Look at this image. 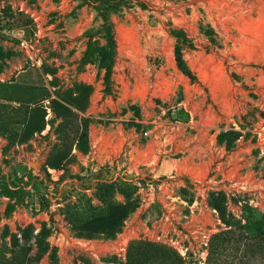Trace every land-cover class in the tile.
<instances>
[{
    "label": "rangeland",
    "instance_id": "374dc122",
    "mask_svg": "<svg viewBox=\"0 0 264 264\" xmlns=\"http://www.w3.org/2000/svg\"><path fill=\"white\" fill-rule=\"evenodd\" d=\"M129 3L107 91L91 0H0V264H219L264 230V0Z\"/></svg>",
    "mask_w": 264,
    "mask_h": 264
},
{
    "label": "trees",
    "instance_id": "16d2710c",
    "mask_svg": "<svg viewBox=\"0 0 264 264\" xmlns=\"http://www.w3.org/2000/svg\"><path fill=\"white\" fill-rule=\"evenodd\" d=\"M130 0H91L95 5V8L99 12L103 24L100 31L101 36L105 37L111 47V61L106 65V75H105V84L107 86V91L111 90V71L113 58L115 56V37L113 32V24L110 18L109 10L112 7L118 6H128ZM139 5L145 6L142 2L139 1ZM175 36L178 38V43L175 48L176 60L179 68L189 77L195 78L193 72L186 63V60L183 56V48L185 46H191V43H188V39L183 36H180L179 33H175ZM95 45V44H93ZM93 51L95 48L93 46ZM90 54V47L87 50V55ZM43 88L44 87H37ZM52 102H55L53 99ZM221 212V219L223 222L230 227V231L234 228V217L231 214H227L225 211ZM238 236V235H237ZM222 238V235H214L211 242L209 243V261H216L219 264H264V230L260 229L257 233H250L248 231H242L234 240V246L224 247L223 244L220 246L218 241ZM167 252L175 253L174 249L165 247ZM177 255V254H176ZM39 257L29 256V262L37 261ZM180 261L174 258L173 256L168 258L161 264H183L181 257ZM127 264V263H126Z\"/></svg>",
    "mask_w": 264,
    "mask_h": 264
}]
</instances>
